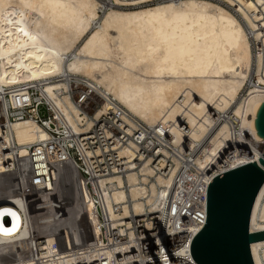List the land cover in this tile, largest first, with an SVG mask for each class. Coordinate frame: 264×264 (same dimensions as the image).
Wrapping results in <instances>:
<instances>
[{
	"label": "bare ground",
	"instance_id": "bare-ground-1",
	"mask_svg": "<svg viewBox=\"0 0 264 264\" xmlns=\"http://www.w3.org/2000/svg\"><path fill=\"white\" fill-rule=\"evenodd\" d=\"M220 1L241 20L213 0H0V140L12 165L4 174L0 160V193L9 192L10 201H16L13 192L23 180L28 147L48 138L33 119L8 123L7 101L15 106L25 88L44 84L46 97L75 130L83 121L89 127L92 121L63 92L72 76L171 135L176 146L175 166L166 177L154 175L151 158L139 166L131 163L135 144L121 149L129 164L123 175L107 178L114 190L106 202L110 211V201L123 202L124 218L147 205L159 206L163 186L171 184L183 160L200 171L196 177L182 169L194 196L205 194L216 173L258 160L264 150V137L255 128L264 102V0ZM254 41L260 44L257 53ZM110 109L103 103L97 115ZM53 159L50 174L58 182L47 185L66 199L79 194L60 224L62 242L84 245L98 232L95 212L83 180L73 177L61 153ZM160 161L162 169L165 159L160 156ZM187 190L173 186L172 202H181ZM262 230L264 181L249 219L250 233ZM8 239L12 236L2 237ZM249 248L252 263L264 264V239Z\"/></svg>",
	"mask_w": 264,
	"mask_h": 264
},
{
	"label": "built area",
	"instance_id": "built-area-1",
	"mask_svg": "<svg viewBox=\"0 0 264 264\" xmlns=\"http://www.w3.org/2000/svg\"><path fill=\"white\" fill-rule=\"evenodd\" d=\"M258 45L253 42L256 53ZM75 77L68 79V89L63 92L70 95L80 115L92 121L89 127L83 121L75 130L46 97L44 84L25 88L26 93L16 100L15 106L7 101L8 123L33 119L46 130L48 138L28 147L24 177L22 181L18 179L19 185L13 192L16 201H10L11 193H0V264H194L191 240L206 222L208 185L205 194L194 196V190L183 181L182 169L186 166L196 177L200 171L189 160H183L171 184L163 186L166 191L157 200L159 206L147 205L140 214L132 211V216L124 218L123 202L110 201V211L106 197H111L114 188L110 184L114 182L107 178L123 175L129 164L120 153L124 146H138L132 164L139 166L141 161L151 158L154 175L164 177L175 166L176 146L171 135L148 126L116 105L113 98L100 94L83 78ZM103 103L114 109L97 115ZM3 120L0 112V122ZM2 147L0 140L2 173L6 174L12 165L5 159L6 149ZM56 153H61L73 177L83 180L98 221L97 234L84 245L69 247L62 242L66 236L60 224L67 216L66 208L78 203L79 194L77 190L66 199L56 193L53 186L58 180L50 174L55 168ZM160 156L165 159L162 169H159ZM50 182L53 186L47 185ZM175 185L188 188L179 203L171 199ZM86 221L93 224L89 216ZM5 236L12 239L2 240Z\"/></svg>",
	"mask_w": 264,
	"mask_h": 264
},
{
	"label": "water",
	"instance_id": "water-1",
	"mask_svg": "<svg viewBox=\"0 0 264 264\" xmlns=\"http://www.w3.org/2000/svg\"><path fill=\"white\" fill-rule=\"evenodd\" d=\"M255 128L264 137V102ZM264 181V150L256 161L212 178L206 193V222L192 239L191 254L199 264H253L250 242L264 239V230L249 232V219Z\"/></svg>",
	"mask_w": 264,
	"mask_h": 264
},
{
	"label": "rangeland",
	"instance_id": "rangeland-1",
	"mask_svg": "<svg viewBox=\"0 0 264 264\" xmlns=\"http://www.w3.org/2000/svg\"><path fill=\"white\" fill-rule=\"evenodd\" d=\"M213 1H215L216 3H218L219 5H221L222 7L228 9L230 12H232L236 17H238V18L241 20V17H239V15L233 10V7H232V8L229 7L226 3H224L223 1H220V0H213ZM226 6H227V7H226ZM237 15H238V16H237ZM253 53H255V52H254V49H253ZM253 59H254V57H253ZM242 93H243V92H242Z\"/></svg>",
	"mask_w": 264,
	"mask_h": 264
}]
</instances>
